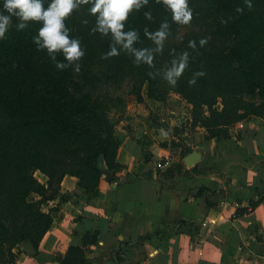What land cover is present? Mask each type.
Instances as JSON below:
<instances>
[{"label": "trees", "instance_id": "1", "mask_svg": "<svg viewBox=\"0 0 264 264\" xmlns=\"http://www.w3.org/2000/svg\"><path fill=\"white\" fill-rule=\"evenodd\" d=\"M3 3L0 0V12ZM43 3L47 8L50 0ZM251 3L250 10L245 0H188L191 24L197 29L165 41L163 51L154 54L153 67L135 64V57L124 51L102 59L115 41L111 33L92 32L96 16L89 12L91 5H82L65 21L69 35L78 38L85 50L79 73L74 65L58 70L46 49L37 51L33 37L41 24L30 23L18 31L17 18H12L7 38L0 40V264H17L23 245L33 256L38 254L53 222L54 208L47 203L65 197L59 190L66 175L76 177L77 186L89 194L101 177L115 179L119 142L110 103L125 79L138 101L143 100L144 85L147 98L157 101L164 100L169 90L176 92L187 103L185 125L204 128L206 138L228 137L229 128L249 116L264 118V0ZM145 12H151L153 19H147ZM163 21L170 25L168 37L182 26L172 21L166 6L148 0L130 14L124 31H138L133 47L155 48L144 30L154 32ZM201 38L208 41L203 47ZM190 41H196L195 49L189 47ZM185 51L189 66L172 87L163 74ZM56 59L66 62L59 53ZM200 71L205 75L190 85L193 74ZM36 172L46 178L45 183L38 181ZM252 189L258 198L250 200V208L264 200V181ZM97 237L98 232L87 233L80 245L68 248L59 264L85 263Z\"/></svg>", "mask_w": 264, "mask_h": 264}, {"label": "crops", "instance_id": "2", "mask_svg": "<svg viewBox=\"0 0 264 264\" xmlns=\"http://www.w3.org/2000/svg\"><path fill=\"white\" fill-rule=\"evenodd\" d=\"M154 102L150 112L160 105ZM150 112L128 133L120 130L113 181L101 177L89 194L74 176L63 178L65 197L49 201L53 222L38 254L23 245L17 264H59L94 232L98 244L83 264H264V200L238 213L264 181V118L249 116L228 137L206 138L202 127L152 124ZM192 151L200 158L187 166Z\"/></svg>", "mask_w": 264, "mask_h": 264}, {"label": "clouds", "instance_id": "3", "mask_svg": "<svg viewBox=\"0 0 264 264\" xmlns=\"http://www.w3.org/2000/svg\"><path fill=\"white\" fill-rule=\"evenodd\" d=\"M156 2L162 3L171 11L173 22L185 26L191 24L193 10L189 7L188 0H156ZM147 4L148 0H50L45 8L43 0H4L3 9L7 14L0 12V40L7 38L6 33L12 25L13 17L17 18L16 28L18 31L25 30L30 23H39L41 27L38 29V34L33 37L37 51L46 49L51 60L56 62L55 67L58 70L63 71L74 65L75 72L79 73V61L84 57L85 50L81 47L78 38H72L69 35L70 29L66 26L65 21L73 11L78 10L82 5H91L89 12L96 16V26L92 32H99L104 36L111 33L115 44L121 45V48L118 49L115 44H111L110 51L102 55V59L118 56L121 51H124L135 57V64L143 63L153 67L154 54L163 51L164 43L170 35L169 23L163 21L154 32L145 28V36L155 44V48L151 49L133 47L134 43L139 40L138 31L135 29L124 31L130 14L139 11ZM245 4L251 10V0H245ZM237 11L242 12L243 9L237 8ZM144 15L149 20L153 19L151 12H145ZM83 23H87V21H83ZM207 42V38H201L199 44L203 47ZM189 47L195 49L196 41H190ZM58 53L64 56L66 62L56 59ZM188 66L189 53L185 51L178 58L172 60L171 67L164 72L163 78L169 85L175 87ZM149 75L155 78L156 74L149 73ZM204 75L205 73L202 71L194 73L189 84L194 85L196 78Z\"/></svg>", "mask_w": 264, "mask_h": 264}, {"label": "rangeland", "instance_id": "4", "mask_svg": "<svg viewBox=\"0 0 264 264\" xmlns=\"http://www.w3.org/2000/svg\"><path fill=\"white\" fill-rule=\"evenodd\" d=\"M193 29H197V27H195L193 24L187 26L182 25L179 30H177V33H175V35L168 37L166 42L176 41L183 34ZM131 90L132 87L130 81H128V79H125L117 88V90L113 91V95H111L112 101L110 104L111 106H113V109L110 112V116L115 120L113 130L118 142H120L121 140V136H119L120 130L124 129L128 133V130H131L132 128L130 127L131 125H141L142 122H140L139 120L140 117L148 114V112H150V107H154L153 103H156L154 101H157L147 98L146 85L141 88V94L143 97L142 101H138L136 96L132 94ZM157 102H159L160 105L154 109L156 112L150 119L152 124L158 123L164 128L170 126V129L175 130H184L185 128L190 129L188 125H185L186 119H184V115L187 113V103L176 92L169 90L165 95L164 100ZM154 110H151V112H153ZM170 111L176 112L174 114L179 115V120L175 121L173 119L175 118V115ZM151 112L149 114H151ZM162 118L164 119V121H161ZM35 176L41 184L45 183L46 178L42 174L36 172ZM68 176L69 175H66V179ZM59 195H61L60 190Z\"/></svg>", "mask_w": 264, "mask_h": 264}, {"label": "water", "instance_id": "5", "mask_svg": "<svg viewBox=\"0 0 264 264\" xmlns=\"http://www.w3.org/2000/svg\"><path fill=\"white\" fill-rule=\"evenodd\" d=\"M199 158L200 154L197 151H192L184 158V163L187 166H192L199 160ZM106 179L110 180V177L107 175Z\"/></svg>", "mask_w": 264, "mask_h": 264}, {"label": "built area", "instance_id": "6", "mask_svg": "<svg viewBox=\"0 0 264 264\" xmlns=\"http://www.w3.org/2000/svg\"><path fill=\"white\" fill-rule=\"evenodd\" d=\"M161 121H164V119L162 118ZM170 160H171L170 157H169V158H165V159H164V162L159 163L157 166H158V167L167 166V165H169V163L171 162ZM250 209H251V208L248 207V210H250Z\"/></svg>", "mask_w": 264, "mask_h": 264}]
</instances>
